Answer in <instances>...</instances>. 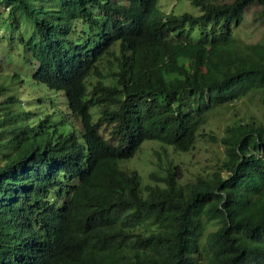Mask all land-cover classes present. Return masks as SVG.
<instances>
[{
  "label": "trees",
  "instance_id": "obj_1",
  "mask_svg": "<svg viewBox=\"0 0 264 264\" xmlns=\"http://www.w3.org/2000/svg\"><path fill=\"white\" fill-rule=\"evenodd\" d=\"M188 1L0 0V264H264V36L236 30L264 0ZM251 95L259 116L206 130ZM205 136L215 168L162 165ZM145 140L143 181L122 161Z\"/></svg>",
  "mask_w": 264,
  "mask_h": 264
},
{
  "label": "rangeland",
  "instance_id": "obj_2",
  "mask_svg": "<svg viewBox=\"0 0 264 264\" xmlns=\"http://www.w3.org/2000/svg\"><path fill=\"white\" fill-rule=\"evenodd\" d=\"M158 4L161 9L167 12L180 13L185 10L182 8H186L195 13L199 11V9L196 6L190 4L188 0H158ZM256 9H258L256 5L248 8L241 26L236 28L237 32L248 41H255L264 36V30L260 26V23H258L257 20H254L253 12ZM25 16L27 17L28 15H24V18ZM23 34L26 38H29L33 35L30 21L29 25L24 27ZM0 45L3 46L1 41ZM18 46L20 47L14 52L15 54L11 66L13 69H19V71L23 73V77L26 78L27 82H34L31 77L33 71L29 72V65H24L22 64L23 62L19 60L23 56V50L21 45L18 44ZM10 54H12V52ZM33 90H35V93L41 97H43L45 93L49 92H47L42 86L34 88ZM36 97L37 96H35V98ZM257 102L258 96L251 95L249 98L244 97L236 99L230 103L222 104V106L215 108L213 112L211 111L209 115V124L206 126V130L211 131L213 134L219 137L223 133L225 125L233 119L243 115L244 112H249L251 114L254 113L259 116L261 110L259 109ZM209 128L211 129L209 130ZM103 131L106 134L105 130ZM155 149H161L159 143L145 140L136 153L129 159L122 161V164H126L128 167L137 169L142 175L143 181H145L147 171L153 167L156 161L154 152ZM221 150L222 145L220 142L213 141L209 139V137L205 136L201 137V141L198 143L196 148L186 152L176 153L170 147H168V149L162 150L161 163L162 165H166L168 162L167 159L172 158L174 161H177L180 166H182L186 176H193L198 171H201L205 168H215L218 162L216 158L218 155H221ZM202 241L206 243V234L204 235ZM201 264L206 263L202 262Z\"/></svg>",
  "mask_w": 264,
  "mask_h": 264
},
{
  "label": "clouds",
  "instance_id": "obj_3",
  "mask_svg": "<svg viewBox=\"0 0 264 264\" xmlns=\"http://www.w3.org/2000/svg\"><path fill=\"white\" fill-rule=\"evenodd\" d=\"M61 95L63 96V93H61Z\"/></svg>",
  "mask_w": 264,
  "mask_h": 264
}]
</instances>
